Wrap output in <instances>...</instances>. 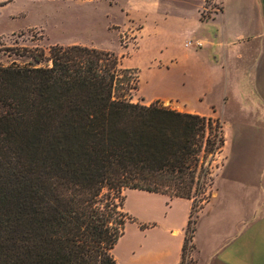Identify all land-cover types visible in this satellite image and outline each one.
I'll return each instance as SVG.
<instances>
[{"label": "trees", "instance_id": "obj_1", "mask_svg": "<svg viewBox=\"0 0 264 264\" xmlns=\"http://www.w3.org/2000/svg\"><path fill=\"white\" fill-rule=\"evenodd\" d=\"M29 56L34 65H0V264H115L134 221L127 189L192 200L187 264L224 146L219 122L132 102L138 76L110 52L54 45Z\"/></svg>", "mask_w": 264, "mask_h": 264}, {"label": "crops", "instance_id": "obj_2", "mask_svg": "<svg viewBox=\"0 0 264 264\" xmlns=\"http://www.w3.org/2000/svg\"><path fill=\"white\" fill-rule=\"evenodd\" d=\"M209 1L166 9L174 31L164 41L162 90L143 104L157 100L222 126L220 165L196 219L191 263L264 264V0ZM176 27L195 38L182 51ZM158 196L159 209L145 211L151 218L138 224L145 226L140 242L121 264H180L192 200Z\"/></svg>", "mask_w": 264, "mask_h": 264}, {"label": "rangeland", "instance_id": "obj_3", "mask_svg": "<svg viewBox=\"0 0 264 264\" xmlns=\"http://www.w3.org/2000/svg\"><path fill=\"white\" fill-rule=\"evenodd\" d=\"M178 3L181 0H0V65H34L29 54L43 52L47 56L54 45H85L110 52L123 68L134 69L138 86L130 99L143 104L145 98L161 94L162 69L167 62L164 41L167 33L174 31L166 9L180 6ZM206 5H211L209 0ZM175 32V44L182 51L189 38L183 36L184 28L176 27ZM219 158L217 154L210 165L212 181ZM123 194L124 211L134 221L126 223L125 233L113 249L115 264H121L140 242L138 224H148L151 216L145 211L155 212L161 199L136 189Z\"/></svg>", "mask_w": 264, "mask_h": 264}, {"label": "built area", "instance_id": "obj_4", "mask_svg": "<svg viewBox=\"0 0 264 264\" xmlns=\"http://www.w3.org/2000/svg\"><path fill=\"white\" fill-rule=\"evenodd\" d=\"M185 46H195V47H200L199 44L196 45L195 43H193V42H191V41L186 42ZM187 264H192V263H191V260L189 259V257L187 258Z\"/></svg>", "mask_w": 264, "mask_h": 264}]
</instances>
